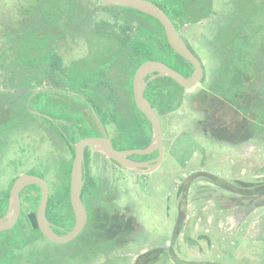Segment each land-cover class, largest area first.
Listing matches in <instances>:
<instances>
[{"label": "rangeland", "instance_id": "obj_1", "mask_svg": "<svg viewBox=\"0 0 264 264\" xmlns=\"http://www.w3.org/2000/svg\"><path fill=\"white\" fill-rule=\"evenodd\" d=\"M31 1L0 0V39L9 28L8 39L0 42V52L16 44V26L26 23L36 29L26 10L34 6ZM48 4L42 11L50 9ZM213 7L211 17L179 30L201 61L205 77L196 88L185 91L176 111L159 117L164 141L161 165L148 174H138L117 169L104 155L90 150L91 177L105 191L116 222L118 217H131L133 231L126 232V237L117 235L122 232L117 224L101 231L107 235L84 229L65 244L41 238L22 251L20 264H31V256L35 259L32 264H264V1L214 0ZM21 39L27 40L25 36ZM55 49L65 65L89 53L87 39L73 29ZM11 52L7 51L6 60L12 58ZM171 56L176 58L172 52ZM135 62L129 58L113 76L119 82L114 106L117 121L126 123L120 128L104 126L114 141L121 134L122 144L129 150L143 148L140 128L149 129L130 95L128 72ZM122 69H127V74L117 73ZM9 77L10 71L1 67V91H7ZM88 84L74 80L71 86L76 90H66L70 95L53 92L39 96L36 110L43 117L20 124L10 136L18 142L9 144L0 159V192L23 174L41 175L51 190L62 159L70 157L56 127L68 134L73 122V127L84 126L89 137L97 134L82 112L87 106L94 119L101 117L98 109L100 117L91 109L95 107L86 103L84 88ZM60 97L66 102L60 106L50 100ZM206 102H210V110L204 109ZM246 126L257 134L243 147H236L241 137L247 136ZM234 135L240 139H231ZM53 143L60 144L58 150ZM241 179L248 181L249 187L242 194L233 192L239 186L235 182Z\"/></svg>", "mask_w": 264, "mask_h": 264}, {"label": "trees", "instance_id": "obj_2", "mask_svg": "<svg viewBox=\"0 0 264 264\" xmlns=\"http://www.w3.org/2000/svg\"><path fill=\"white\" fill-rule=\"evenodd\" d=\"M150 1L157 4L169 16L178 32L185 26L200 23L214 14V0ZM96 2L100 4L92 5L85 3L84 0H51V2L32 0L31 3L34 6L26 10L30 13L28 18L37 24L36 29L27 27L25 20L24 25L15 28L17 38L14 37L13 41L16 44L2 48L0 68L5 67L10 71V77L7 79L10 84L7 91L0 90V159L9 144L18 142L14 139L10 140L11 133L17 130L20 124L37 121L38 116L34 111H37V101L40 95L47 96L53 92L62 94V96L70 95L72 93L66 90H76L71 86L74 80L77 83L88 82V86L84 88L87 91L88 101L82 99L89 104L90 108L95 107L91 109L96 112L97 116L99 115L95 109H98L103 126L110 124L120 128L126 121L123 123L117 121L118 110L114 106L117 105L115 91L119 82L113 76L116 69L124 66L129 58L136 60L134 68H131L129 72L127 69V71L122 69L124 73L121 72L122 70L117 73L127 74L128 72L130 75L132 100L133 76L138 67L148 60L164 62L186 77L192 74L194 66L171 49L166 40L164 27L156 19L131 8L106 7L101 0H96ZM46 3H49L50 9L42 11L41 7ZM99 9L103 12L101 17L96 19L97 14L91 11L96 12ZM141 16L148 18V21ZM69 28L79 31L87 39L90 47L86 56L65 65L61 54L55 48L62 39L67 37L70 32ZM8 30L5 31L0 42L7 38ZM24 36L27 38L26 41L21 39ZM40 36L46 39L40 40ZM9 49L12 51L10 53L12 58L7 61L5 55ZM171 52L176 58L171 56ZM87 76L101 77L88 81ZM4 85H6L5 82ZM185 91L170 78H158L148 85L145 97L161 117L173 113L180 107ZM213 95H210L211 99ZM207 96L210 97L209 94ZM50 100L51 102L56 101L59 106L66 103L61 97L59 99L50 98ZM213 103L218 105L216 102ZM208 104L210 102L203 105L204 109L210 110L211 105L208 106ZM138 112L141 113L139 110ZM75 115L78 116L76 112ZM141 115L148 122L142 113ZM70 124L69 129L65 127L66 130L68 129V134H64L61 127H56L57 130H55L66 142L70 157L67 160L60 157L62 165L58 168L59 173L51 187L47 208V218L59 235H65L75 225V216L70 203V175L75 155V143L90 136L84 132V126L81 124H76L75 127L72 125L75 123L70 122ZM54 125H57V122H54ZM148 125L149 129L140 128V133L144 138L143 148L151 142L152 129L149 122ZM73 129H76L75 133ZM53 144L56 149L60 147L58 143ZM89 155L87 151L85 156L87 176L82 191L83 203L89 211L86 225L88 228L85 230L95 235H102L106 232L101 231L107 227L111 229L117 226L116 213L112 206H108L104 190L90 175ZM142 157L145 158V156ZM37 176L43 178L41 175ZM16 178L12 180L7 189L0 192V218L7 211L10 190ZM41 196V189L37 185L29 186L21 192L22 213L18 224L13 230L0 233V264H20L22 251L36 245L41 238H44L36 218ZM34 260L31 256L29 262L32 264Z\"/></svg>", "mask_w": 264, "mask_h": 264}, {"label": "water", "instance_id": "obj_3", "mask_svg": "<svg viewBox=\"0 0 264 264\" xmlns=\"http://www.w3.org/2000/svg\"><path fill=\"white\" fill-rule=\"evenodd\" d=\"M102 2L106 7L131 8L156 19L164 27L166 40L171 49L190 62L194 70L189 77H186L164 62L157 60H148L136 70L132 80L134 104L147 118L152 129L151 142L147 147L137 150H117L105 131L102 136L86 137L75 143V155L70 175V203L75 216V225L71 231L65 235H59L47 218L50 196L48 183L39 176L23 174L16 178L11 187L7 211L0 218V233L11 231L16 227L22 213L21 192L29 186L37 185L41 189L42 196L36 211V218L44 238L55 244H65L80 236L87 223V211L82 200V191L86 182V150L93 149L124 169L138 174H148L156 170L164 157L163 130L158 113L145 97L148 85L158 78H170L182 88L190 90L196 88L204 80L205 70L201 61L183 40L169 16L157 4L150 0H102ZM154 153H157V157L146 162L129 159L132 155L150 156Z\"/></svg>", "mask_w": 264, "mask_h": 264}, {"label": "flooded vegetation", "instance_id": "obj_4", "mask_svg": "<svg viewBox=\"0 0 264 264\" xmlns=\"http://www.w3.org/2000/svg\"><path fill=\"white\" fill-rule=\"evenodd\" d=\"M101 2H102V0H101ZM103 3V2H102ZM95 11V10H94ZM93 10L91 11V12H93V13H95V14H97V15H99V14H102V9H99L98 11H96V12H94ZM70 29V28H69ZM70 30H72V29H70ZM68 33V32H67ZM88 44V43H87ZM88 47H90L89 45H88ZM150 76H152V75H150ZM149 77V76H148ZM185 90H187V89H185ZM185 98V92H184V94H183V96H182V99H184ZM87 109V106H86V108L84 109V108H82V112H84L85 113V116H87L88 115V117H89V122H90V125H91V127H93V128H95V129H97L98 130V132H97V134L95 135V136H102L103 135V132L105 131L106 132V134H107V136H108V138L110 139V141L112 142V144H113V146H114V148L115 149H117V150H129L128 148H126L122 143V140H123V138L121 137V134H118V135H116L117 137H115V141H117L119 144H116L117 142H115L114 140H112L110 137H109V135H108V133H107V131H106V128L103 126V124L101 123V121H100V119H98V118H95L94 119V117L92 116V115H89L87 112H88V110H86ZM35 112V111H34ZM36 114H37V116L38 117H40V118H42L43 116L39 113V110L38 111H36L35 112ZM84 116V117H85ZM90 150H93V149H90V148H88L87 150H86V153H87V151H89V156H90V160H91V151ZM94 151V150H93ZM96 154H97V152L96 151H94ZM86 153H85V156H86ZM156 154V156H153V155H155ZM153 155H150V156H153V157H150L149 158V155H147V156H145V158H143L142 156H138V155H132V156H129V159H131V160H133V161H137V162H146V161H149V160H152V159H154V158H156L157 157V153H154ZM106 160H107V158H106ZM108 160H110V159H108ZM112 161V160H111ZM91 162V161H90ZM112 165H114V167L115 168H117V169H124L123 167H121L120 165H118L116 162H114V161H112ZM124 170H126V169H124ZM87 168H86V160H85V174H86V176H87ZM128 171V170H127ZM90 172V171H89ZM131 172H134V171H131ZM86 183V182H85ZM105 192V191H104ZM107 202V201H106ZM86 208V207H85ZM86 211H87V221H88V213H89V211L86 209ZM127 214H128V212H127ZM117 224H119V226H121V231L122 232H119V234H117V235H121V234H123L125 237H126V235L128 236V233H126V232H130V231H133L132 229H133V226H134V224L132 223V218L131 217H126V218H120L119 219V217H118V221H117ZM86 225H87V223H86ZM85 228H86V226H85ZM108 229H110V228H106L105 230H108ZM104 230V231H105Z\"/></svg>", "mask_w": 264, "mask_h": 264}, {"label": "crops", "instance_id": "obj_5", "mask_svg": "<svg viewBox=\"0 0 264 264\" xmlns=\"http://www.w3.org/2000/svg\"><path fill=\"white\" fill-rule=\"evenodd\" d=\"M247 123V122H246ZM245 131H247L246 133H245V135L244 136H246L245 138H243V137H241V139L240 138H238V137H236L237 135H234V136H232L231 137V139H233V140H241V142L239 143H237L238 145H236V147L237 146H244V144H246L248 141L247 140H249V139H251V138H255V135L257 134L256 132H255V130H250V129H248L247 128V126H246V128H245ZM252 131V132H251ZM244 133V132H243ZM245 141H247L246 143H245ZM235 142V141H234ZM242 147L239 149L240 151L242 150ZM235 183H237V184H239V186H238V188L236 187V185H235ZM234 184H233V186L234 187H236L235 188V191H233V192H245L244 191V189H246V187H249V185L248 184H246V183H248V181H245V180H237L236 182H235ZM232 189V188H231ZM242 194V193H241ZM262 207H264V205L262 206ZM250 215V214H249Z\"/></svg>", "mask_w": 264, "mask_h": 264}]
</instances>
